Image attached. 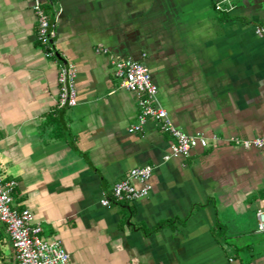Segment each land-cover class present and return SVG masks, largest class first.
<instances>
[{
    "label": "crops",
    "instance_id": "obj_1",
    "mask_svg": "<svg viewBox=\"0 0 264 264\" xmlns=\"http://www.w3.org/2000/svg\"><path fill=\"white\" fill-rule=\"evenodd\" d=\"M33 3L0 0V178L18 183L16 208L71 264H264V150L228 142L264 137V0H47L78 70V105L64 109ZM114 57L149 67L174 126L220 142L164 162L172 136L152 120L129 131L137 98L118 88ZM147 165V197L101 205ZM16 263L0 221V264Z\"/></svg>",
    "mask_w": 264,
    "mask_h": 264
},
{
    "label": "built area",
    "instance_id": "obj_2",
    "mask_svg": "<svg viewBox=\"0 0 264 264\" xmlns=\"http://www.w3.org/2000/svg\"><path fill=\"white\" fill-rule=\"evenodd\" d=\"M47 1V0H46ZM44 0H34L33 10L37 18V39L46 57L58 65L59 97L57 107L74 108L78 105L76 80L78 70L73 62L65 61L58 51L57 24L53 22L44 8ZM218 10L222 7L218 6ZM256 35L264 38V26H257ZM98 52L109 53L107 48H98ZM113 74L118 88L136 95L138 119L129 131L141 133L149 121H155L160 129L172 136L171 151L165 155L164 162L173 158L188 156L197 148L207 149L211 143L220 142V138L203 134L188 135L174 126L168 111L159 103V88L155 84L149 67L134 58L112 59ZM228 142L246 150H264V137L251 139L231 137ZM155 167L147 165L134 168L123 180L111 189V198L103 197L101 205L111 208L113 204L131 202L149 195V180ZM136 181L142 183L139 188ZM18 186L15 180L0 178V221L6 226L7 233L16 251V264H71V256L60 240L43 236V228L36 221L30 209H17L14 193ZM258 228L264 232V211L258 213Z\"/></svg>",
    "mask_w": 264,
    "mask_h": 264
},
{
    "label": "water",
    "instance_id": "obj_3",
    "mask_svg": "<svg viewBox=\"0 0 264 264\" xmlns=\"http://www.w3.org/2000/svg\"><path fill=\"white\" fill-rule=\"evenodd\" d=\"M44 1H46V0H44Z\"/></svg>",
    "mask_w": 264,
    "mask_h": 264
}]
</instances>
